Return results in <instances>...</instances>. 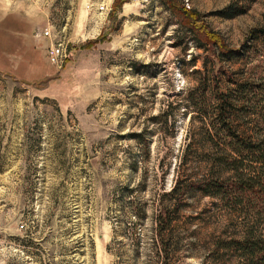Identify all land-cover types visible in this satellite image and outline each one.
<instances>
[{
  "label": "rangeland",
  "instance_id": "rangeland-1",
  "mask_svg": "<svg viewBox=\"0 0 264 264\" xmlns=\"http://www.w3.org/2000/svg\"><path fill=\"white\" fill-rule=\"evenodd\" d=\"M113 1L0 0V264H237L244 219L192 187L236 177L196 111L222 63L162 0ZM176 3L232 47L264 26V0Z\"/></svg>",
  "mask_w": 264,
  "mask_h": 264
},
{
  "label": "trees",
  "instance_id": "trees-1",
  "mask_svg": "<svg viewBox=\"0 0 264 264\" xmlns=\"http://www.w3.org/2000/svg\"><path fill=\"white\" fill-rule=\"evenodd\" d=\"M127 1L114 0L113 12ZM162 1L182 13L181 23L186 31L222 63L212 75L216 90L214 110L211 114L206 108L196 111L208 130L229 140L226 144L212 141L209 147L215 150L219 164L236 177H205L193 182L192 187L205 195L230 201L244 219L246 228L242 236L228 240L237 264H264V26L252 28L241 46L232 47L207 30L191 9L184 6L179 9L176 0ZM223 63L228 67L224 68ZM243 115L249 118L244 125L238 122Z\"/></svg>",
  "mask_w": 264,
  "mask_h": 264
},
{
  "label": "built area",
  "instance_id": "built-area-1",
  "mask_svg": "<svg viewBox=\"0 0 264 264\" xmlns=\"http://www.w3.org/2000/svg\"><path fill=\"white\" fill-rule=\"evenodd\" d=\"M99 10H105V4H100ZM40 35L52 38L53 32L49 28H45L39 32ZM69 57V49L67 43L61 38H53L50 46L48 47L49 60L58 66H61Z\"/></svg>",
  "mask_w": 264,
  "mask_h": 264
}]
</instances>
